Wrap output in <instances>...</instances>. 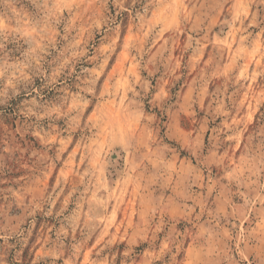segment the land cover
<instances>
[{"label": "clouds", "instance_id": "obj_1", "mask_svg": "<svg viewBox=\"0 0 264 264\" xmlns=\"http://www.w3.org/2000/svg\"><path fill=\"white\" fill-rule=\"evenodd\" d=\"M0 264H264V0H0Z\"/></svg>", "mask_w": 264, "mask_h": 264}]
</instances>
